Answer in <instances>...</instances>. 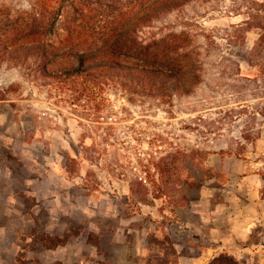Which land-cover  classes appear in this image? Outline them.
<instances>
[{
	"label": "rangeland",
	"instance_id": "rangeland-1",
	"mask_svg": "<svg viewBox=\"0 0 264 264\" xmlns=\"http://www.w3.org/2000/svg\"><path fill=\"white\" fill-rule=\"evenodd\" d=\"M43 1L0 0V264H264V0H191L149 24L124 20L152 0H84L139 44L179 45L183 79L78 101L3 49Z\"/></svg>",
	"mask_w": 264,
	"mask_h": 264
},
{
	"label": "trees",
	"instance_id": "trees-1",
	"mask_svg": "<svg viewBox=\"0 0 264 264\" xmlns=\"http://www.w3.org/2000/svg\"><path fill=\"white\" fill-rule=\"evenodd\" d=\"M189 1L152 0L130 13L124 21L149 24L161 13ZM43 3L40 17L31 18L32 22L24 21L22 16L5 26L12 43L4 45L3 49H28L34 53L40 60L37 66L42 76L53 78L59 91H69L78 101L91 100L97 86H105L109 80L120 81L134 89L137 87H133L132 82L137 80L139 90L150 95L163 93L171 86H181L179 45L165 41L139 44L129 36L126 22L123 24L124 21L116 18L102 21V15L87 14L84 0H44ZM59 29L66 32L61 45L49 39ZM16 40L19 41L15 44ZM129 43H133V47L129 48ZM62 59L76 63L66 66ZM126 78L132 80L126 82ZM168 262L171 261L164 260L160 264Z\"/></svg>",
	"mask_w": 264,
	"mask_h": 264
}]
</instances>
